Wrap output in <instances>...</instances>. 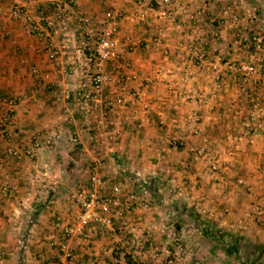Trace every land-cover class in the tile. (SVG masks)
<instances>
[{
    "label": "crops",
    "instance_id": "1",
    "mask_svg": "<svg viewBox=\"0 0 264 264\" xmlns=\"http://www.w3.org/2000/svg\"><path fill=\"white\" fill-rule=\"evenodd\" d=\"M232 1L172 0L170 20L160 16L156 0L144 7L143 19L134 0H74L91 19L87 33L75 17L60 21L51 9L33 5L29 12L43 30L40 37L29 22L11 16L12 0H0V98L18 99L10 140L0 133V264H115L125 263L124 253L136 264H235L196 228L189 211L243 241L264 245V85L253 78L247 88L260 105L250 144L244 134L248 116L240 109L246 95L223 64L253 61L264 76V50L243 44L258 28L264 31V0H236L234 7ZM107 11L119 17L121 46L118 59L104 68L125 76L130 108L114 109L105 130L100 112L78 109L74 93L89 84L94 64L87 56L94 35L105 28ZM46 18L53 21L51 34ZM206 23L220 26L219 39ZM48 42L55 59L47 55ZM196 49L203 58L193 57ZM220 70L224 86L216 89ZM115 83L103 98L113 95ZM187 90L193 99L183 97ZM130 114L135 116L128 121ZM114 129L119 134L108 138ZM74 132L79 144L71 141ZM51 133L60 136L46 145ZM36 142L41 147L33 157L7 152ZM203 144L225 168L215 173L204 159L194 160L192 149ZM97 160L103 195L118 201L112 225L92 223L87 240L66 239L53 223L68 225L79 213L71 193L88 187ZM118 183L123 186L115 190ZM129 193L145 203L128 209ZM255 207L261 208L256 216ZM62 241L69 258L61 255Z\"/></svg>",
    "mask_w": 264,
    "mask_h": 264
},
{
    "label": "built area",
    "instance_id": "2",
    "mask_svg": "<svg viewBox=\"0 0 264 264\" xmlns=\"http://www.w3.org/2000/svg\"><path fill=\"white\" fill-rule=\"evenodd\" d=\"M154 0H134L135 9L140 10L138 16L139 19H143V9L144 7H149ZM160 3L161 8L160 16L167 19L173 20V5L172 0H156ZM13 6L11 10V16L15 19H23L30 24V31L38 36H43V30L39 23L35 22L29 12V8L33 5H44L46 8L52 10L53 15L56 19L60 21H66L72 17L78 22L81 30L84 32L91 31V19L87 15L82 14L78 11L74 0H12ZM238 1L233 0L229 3L231 6H236ZM201 10L196 11L191 15L193 21H198L200 17ZM229 16L232 20H237V15L235 13H230ZM118 15L112 11H107L106 13V24L105 28L97 32L94 35V45L87 56V59L93 62V70L89 75V84L87 88L83 87L74 93L75 101L77 102L78 109L81 111H94L98 110L101 116L102 128L107 130L109 128L108 119L111 112L116 108H121L122 110L129 109L130 98L124 94L126 89V78L120 72L117 71L116 74H110L104 68L107 62L115 61L119 57L120 40L117 37L118 32ZM46 34L52 33L53 21L51 18L45 19ZM207 28L212 32V38L214 40L219 39V25H214L213 23H206ZM244 42V41H243ZM246 47L251 46L258 51L264 50V31L262 28H258L248 40L243 43ZM213 52H217V47L212 49ZM46 52L49 58L55 59L57 56V51L51 42L47 43ZM204 53L201 49H196L193 52V57L203 58ZM222 60V58H221ZM199 64V63H198ZM223 64L226 69L231 71L235 78H238L239 85L238 91L245 94L247 98V103L241 104L240 109L243 113L247 114L248 122L246 123L244 134L248 143L254 142V135L257 126L258 114L260 111L259 102L253 98L247 91L248 84L253 81V78H258L261 84L264 85V76L257 67L256 63L242 62L238 63L235 61H225ZM212 68L216 69V65L213 63ZM222 70L216 72L215 74V88L219 89L224 86L222 81ZM112 82L115 83L113 90V95L108 98H103V92L107 85ZM70 94L65 93V98H69ZM183 97L187 100L194 98L193 92L187 90L183 92ZM18 103V99L13 97H1L0 98V133L3 135L4 139L10 140V128L13 126V113L15 107ZM135 115H129L128 121H131ZM196 120V119H194ZM119 131L117 129L112 130L108 138L113 139ZM59 133L47 134L44 140L46 145H51L58 138ZM73 144H79L80 139L78 133L74 132L71 137ZM207 139L204 138L203 143H206ZM41 147L39 143H34L33 145L27 147L23 151L17 148L9 147L7 152L10 156L14 158H21L23 156L33 157L36 150ZM227 154L231 156L233 150L231 148L227 149ZM193 158L196 161L204 159L207 163V167L212 172H219L223 168V164L214 155L210 148L206 144L199 146L196 149H192ZM96 165L93 167L88 178L87 188H75L71 193V199L74 204L79 208V213L68 225H63L60 221H55L53 223V230L57 232L61 231L64 237L72 238L75 236H80L84 240L89 237V231L92 229V223H98L101 226L109 227L112 225V208L118 204L116 198H107L102 193L103 177L100 172L101 161L97 160ZM237 182L243 183V178H238ZM122 183L115 185V190H120L122 188ZM145 203L144 199L137 193H129L126 207L128 209L132 208L135 204ZM253 214L259 215L261 213L260 207H255L252 211ZM59 250L64 258H69L71 256L68 244L62 241L59 245ZM4 255V251L0 247V261ZM115 264H126L115 260Z\"/></svg>",
    "mask_w": 264,
    "mask_h": 264
},
{
    "label": "trees",
    "instance_id": "3",
    "mask_svg": "<svg viewBox=\"0 0 264 264\" xmlns=\"http://www.w3.org/2000/svg\"><path fill=\"white\" fill-rule=\"evenodd\" d=\"M192 219L196 228L207 238L214 242V246L222 250L235 264H264L262 253L264 252V245H254V251L257 253H243V238L230 232H225L218 228L214 223L204 221L200 216L192 211L186 213ZM118 256V255H117ZM126 264H136L132 258L123 254L121 256Z\"/></svg>",
    "mask_w": 264,
    "mask_h": 264
},
{
    "label": "rangeland",
    "instance_id": "4",
    "mask_svg": "<svg viewBox=\"0 0 264 264\" xmlns=\"http://www.w3.org/2000/svg\"><path fill=\"white\" fill-rule=\"evenodd\" d=\"M242 243L244 244L241 251L243 253H249V254H252V253H257L254 251V245L256 244H252V243H249L248 241H242ZM262 255V259L264 260V253L261 254Z\"/></svg>",
    "mask_w": 264,
    "mask_h": 264
}]
</instances>
